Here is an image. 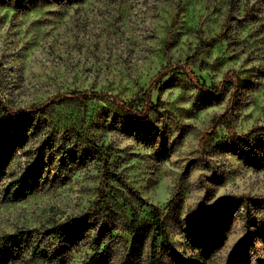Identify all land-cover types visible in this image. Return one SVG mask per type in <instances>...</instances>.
I'll list each match as a JSON object with an SVG mask.
<instances>
[{"label": "rangeland", "instance_id": "1", "mask_svg": "<svg viewBox=\"0 0 264 264\" xmlns=\"http://www.w3.org/2000/svg\"><path fill=\"white\" fill-rule=\"evenodd\" d=\"M177 64L208 86L234 73L233 128L264 126V0H0L4 264H147L150 254L228 264L239 244L232 264H264V205L209 209L202 224L193 215L219 198L264 196V132L240 139L212 126L233 87L212 96L177 69L156 77ZM148 86L142 119L90 98L7 119L6 108L62 92L142 108ZM155 208L167 241L130 249L127 225L149 224Z\"/></svg>", "mask_w": 264, "mask_h": 264}, {"label": "trees", "instance_id": "2", "mask_svg": "<svg viewBox=\"0 0 264 264\" xmlns=\"http://www.w3.org/2000/svg\"><path fill=\"white\" fill-rule=\"evenodd\" d=\"M179 70L181 73H183L186 78L194 83V85L202 90L207 92L208 94L212 96H217L225 93L229 87H233L232 93H231V99L230 103L227 105L225 110L216 116L214 120L212 121V126H218L222 125L224 126L232 135L235 137H238L240 139L251 137L255 132L257 131H263L264 132V126H253L249 130H247L245 133H238L235 131V129L232 126V103H233V94L236 91L237 83H238V77L234 73L227 72L222 80L219 82L218 85H206L204 82H201L199 78L189 69V67L186 64H177L175 66H166L164 69L159 71L156 74V77L158 79L163 78L165 75H167L172 70ZM153 87L148 86V88L145 91V103L142 108L134 107L131 104L121 100L118 96L114 94H109L106 92H87V91H75V92H62L55 95H52L48 97L44 102L38 105H32L20 109H11L6 108V112L8 114L7 119H22L24 116L32 115L40 113L43 108L55 105L60 103L61 101L65 100H81V99H102V100H110L111 103L116 106L125 116L131 117V118H145L148 111L151 107V93H152ZM205 153V152H204ZM135 195L138 197V193L134 192ZM239 203L246 204L247 205H253V206H262L264 205V196L261 197H247V196H230L226 198H219L217 199L211 208H203L200 210H196L193 212V215L196 217L198 221L201 223L202 217H207L209 209H217L221 212L224 211L225 207H236ZM249 209V208H248ZM217 212L215 215V218L218 219L222 213ZM246 219L250 221V212H247ZM80 220H78L75 224L76 226H72L70 229L71 236H74V238H77L81 236L83 233V226H79ZM94 228H97V234L100 235L102 232H104L106 226L93 224ZM127 231L129 232L131 236L130 240V249H135V246L137 245H144L145 243H150V245H153L154 242L158 237H162L164 241H167L168 239V232L166 230L164 222L160 218V213L157 208H155L152 211L151 215V222L141 228H139V225L137 224V220L135 218H132L130 223L126 227ZM15 240H12V243ZM242 244H239L238 247L233 251L232 256L228 262V264H232L233 260L237 257L239 248ZM47 255V254H45ZM8 254H5L3 252H0V263H6L8 261ZM147 264H161V260L157 258L154 254H150L147 259Z\"/></svg>", "mask_w": 264, "mask_h": 264}]
</instances>
